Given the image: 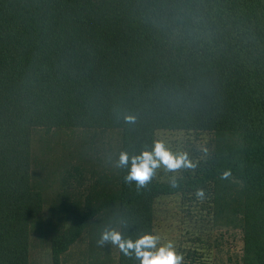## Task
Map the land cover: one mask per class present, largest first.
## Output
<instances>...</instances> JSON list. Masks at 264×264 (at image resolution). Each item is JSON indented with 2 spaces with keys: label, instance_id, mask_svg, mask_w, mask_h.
Here are the masks:
<instances>
[{
  "label": "trees",
  "instance_id": "trees-1",
  "mask_svg": "<svg viewBox=\"0 0 264 264\" xmlns=\"http://www.w3.org/2000/svg\"><path fill=\"white\" fill-rule=\"evenodd\" d=\"M161 133L186 138L195 169L126 184L120 154ZM170 202L202 225L183 264L207 260V226L264 264V0H0V264H30L34 229L49 264L79 246L73 264H140L97 241L154 235Z\"/></svg>",
  "mask_w": 264,
  "mask_h": 264
},
{
  "label": "rangeland",
  "instance_id": "rangeland-1",
  "mask_svg": "<svg viewBox=\"0 0 264 264\" xmlns=\"http://www.w3.org/2000/svg\"><path fill=\"white\" fill-rule=\"evenodd\" d=\"M108 136L110 134H107ZM88 134L81 131L71 134L70 132L64 133L60 137L67 140L80 141L81 139H87ZM45 138L43 133L37 132L33 136L32 153L33 156H37V159L45 161V157L41 156L40 141ZM74 138V139H73ZM54 139V138H53ZM59 139L55 138V141ZM186 138L181 134H168L161 133L158 135L157 142L163 143L168 150L174 154H179L181 146L185 144ZM52 141V140H51ZM53 144L52 142H48ZM50 144V146H51ZM98 145H101L98 143ZM55 148V146L53 145ZM94 149L97 151L98 156L103 153V150L94 145ZM49 157V155L47 156ZM161 168L165 169L163 166ZM155 220L154 235L158 236L159 243L157 247L171 241L176 249L185 247L186 231L197 230L202 226L194 218L187 216L185 212H181L177 203L170 202L168 205L159 209ZM39 232H32L33 252L31 254L30 264H49L48 252L44 248V237L41 238ZM47 234V233H46ZM45 234V235H46ZM202 236L204 238L205 247L207 249L208 256L204 264H240L239 257L241 255L242 241L241 234L236 230H232L228 227H212L207 226ZM81 246L77 247L73 254H67L65 256L66 264H73L70 259L76 257V253L80 252ZM196 264V263H195Z\"/></svg>",
  "mask_w": 264,
  "mask_h": 264
},
{
  "label": "clouds",
  "instance_id": "clouds-1",
  "mask_svg": "<svg viewBox=\"0 0 264 264\" xmlns=\"http://www.w3.org/2000/svg\"><path fill=\"white\" fill-rule=\"evenodd\" d=\"M119 164L130 166L125 183L129 184L134 181L137 189L146 186L161 166L167 171H176L182 167L191 169L196 167L189 160L187 153L174 154L161 142H157L152 151H144L131 158L126 152H122ZM230 176L231 171L227 170L222 173L221 179H228ZM196 196L201 200L204 199V190L198 189ZM159 239L158 236L146 233L133 241L124 239L118 231L106 229L101 233L97 244L100 247L107 244L115 245L125 256L131 257L134 254L140 264H183L184 257L177 251L175 245L169 241L157 247Z\"/></svg>",
  "mask_w": 264,
  "mask_h": 264
}]
</instances>
